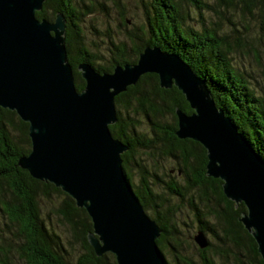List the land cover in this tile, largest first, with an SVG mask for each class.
<instances>
[{
  "label": "trees",
  "instance_id": "16d2710c",
  "mask_svg": "<svg viewBox=\"0 0 264 264\" xmlns=\"http://www.w3.org/2000/svg\"><path fill=\"white\" fill-rule=\"evenodd\" d=\"M147 1L143 23L129 27L121 14L120 31H105V53L84 31L86 17L107 12L104 4L45 0L36 16L54 21L58 13L64 15L79 92L86 86L81 63L111 73L115 66L137 63L148 46L179 55L264 159V83L250 64L263 72L264 0ZM116 107L118 120L110 130L128 146L123 167L147 214L162 229L157 243L166 263L264 264L256 240L240 221L245 204L228 199L222 180L207 174L204 146L176 135V110L193 113L185 95L176 86L162 88L158 75L148 73L116 97ZM31 150L29 123L1 109L0 264H117L114 254L97 256L90 245L93 222L86 209L19 166ZM184 212L196 222L194 232L209 236L208 247L197 245L190 222L179 221Z\"/></svg>",
  "mask_w": 264,
  "mask_h": 264
},
{
  "label": "water",
  "instance_id": "95a60500",
  "mask_svg": "<svg viewBox=\"0 0 264 264\" xmlns=\"http://www.w3.org/2000/svg\"><path fill=\"white\" fill-rule=\"evenodd\" d=\"M45 0H0V111L17 112L29 123L31 152L19 166L50 182L88 212V241L97 256L112 253L117 264H167L157 240L162 234L136 196L123 167L128 146L110 126L118 120L116 97L148 73L162 88L176 86L193 113L176 110L180 139L201 143L207 174L222 180L225 196L244 203L240 221L253 235L264 260V159L223 109L205 80L177 54L148 46L135 64L100 73L81 63L86 81L75 86L66 47L67 22L38 19ZM197 245L209 246L203 231Z\"/></svg>",
  "mask_w": 264,
  "mask_h": 264
},
{
  "label": "rangeland",
  "instance_id": "374dc122",
  "mask_svg": "<svg viewBox=\"0 0 264 264\" xmlns=\"http://www.w3.org/2000/svg\"><path fill=\"white\" fill-rule=\"evenodd\" d=\"M85 3H89L90 0H84ZM98 3H102L106 6V13H95L91 16L86 17V21L84 24V31L88 36L89 40H95L102 51L105 53L106 51V43L108 40L105 38V31L108 30L109 33L120 31L118 27L120 18H122L121 14H124L129 20V27H134L135 25L141 24L144 21V13H145V4L148 3L147 0H92ZM206 2L211 3L213 0H205ZM247 63H250L247 61ZM253 67L252 73L255 78L261 83H264V70L263 72L258 68V65L253 61L250 63ZM262 65L264 66V60H262ZM254 70V71H253ZM187 214L184 212L180 214L179 221L180 222H190L186 219ZM192 217H190L191 219ZM192 220V219H191ZM191 223V222H190ZM194 223V224H193ZM192 226V235L194 236L198 230L194 232V228H197V224L195 221L191 223ZM187 233V232H186ZM209 237V236H208ZM75 253H78L77 250H72ZM166 258H169L166 256Z\"/></svg>",
  "mask_w": 264,
  "mask_h": 264
}]
</instances>
